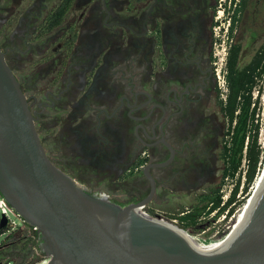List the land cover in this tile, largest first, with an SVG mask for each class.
I'll list each match as a JSON object with an SVG mask.
<instances>
[{"label": "flooded vegetation", "instance_id": "obj_1", "mask_svg": "<svg viewBox=\"0 0 264 264\" xmlns=\"http://www.w3.org/2000/svg\"><path fill=\"white\" fill-rule=\"evenodd\" d=\"M217 12V0H0V51L49 161L120 206L149 198L176 224L209 215L226 179Z\"/></svg>", "mask_w": 264, "mask_h": 264}, {"label": "water", "instance_id": "obj_2", "mask_svg": "<svg viewBox=\"0 0 264 264\" xmlns=\"http://www.w3.org/2000/svg\"><path fill=\"white\" fill-rule=\"evenodd\" d=\"M0 197L34 229L45 264H264V166L233 237L192 244L183 230L139 211L149 198L120 206L87 192L49 161L1 51Z\"/></svg>", "mask_w": 264, "mask_h": 264}, {"label": "rangeland", "instance_id": "obj_3", "mask_svg": "<svg viewBox=\"0 0 264 264\" xmlns=\"http://www.w3.org/2000/svg\"><path fill=\"white\" fill-rule=\"evenodd\" d=\"M239 0H217V13L215 14L218 17L217 24L213 28V35L215 39V53L217 56V68L220 70L219 74V85L222 88V95L226 94V86L224 84L225 81V61L228 53V49L233 45L238 47V55H237V69L242 70L246 66H248L251 61L256 57L257 54L260 53L262 48L264 47V0H242V4H238ZM235 4V8L237 9L239 6V12L236 14V20L232 27L231 33L229 34V19L231 17V8L227 9V5ZM220 5V7H219ZM251 101L254 102V115L251 120V129L249 128L250 136L256 132V144L261 149L262 153V164L259 166V169H256L255 174L253 176L252 181L246 185L244 180L242 179V173L235 174L233 177H228L223 181V189L227 190L233 184H236L237 178H239L237 191L241 190L240 199L238 203V208L241 209L240 213H242L245 207V204L250 197L254 185L256 184L260 171L264 166V72L259 76L254 78V86L251 90ZM250 122V121H249ZM255 127V128H254ZM229 125L227 124L225 137H223V141L225 145L229 144ZM227 160H224L226 164ZM245 167H239L241 171ZM238 172V171H237ZM222 186L220 189H222ZM4 211L10 220H12L15 224L19 225V221L12 217L9 211L1 206L0 212ZM145 212L149 214L151 217L163 216V220L169 221L170 219H176V216H170L168 214L162 215L159 212L154 210H147ZM204 212L203 214H201ZM197 213V211H196ZM207 211L202 210L195 216H190L188 219L186 218L183 221V224H180L177 221V225L182 230H185L186 233L191 236H198L200 230H206L207 227L211 229V219L210 214L207 215ZM239 211L237 212V214ZM244 213V212H243ZM246 213V212H245ZM216 220V214H215ZM194 218V219H192ZM188 220H193L188 221ZM227 222L224 221L223 225H226ZM216 228L218 224H213ZM202 227V228H201ZM213 230H210L208 233H212ZM24 236L22 232L14 233L12 236L8 238L6 244L11 243L10 248L0 249V264H36L40 263L44 258L40 255L35 248L34 245H30L24 240H20ZM198 239L207 242L214 241L224 237H197ZM6 240L5 234L0 232V245Z\"/></svg>", "mask_w": 264, "mask_h": 264}, {"label": "trees", "instance_id": "obj_4", "mask_svg": "<svg viewBox=\"0 0 264 264\" xmlns=\"http://www.w3.org/2000/svg\"><path fill=\"white\" fill-rule=\"evenodd\" d=\"M238 9L239 6L237 9H234L229 19L228 36L236 20V14L239 12ZM237 55L238 47L232 45L228 49L225 61V83L227 88L226 115L228 118L230 136L229 144L226 145L224 151L225 160H227V162L223 177H233L235 174L242 173V178L246 185H248L252 181L256 169H259V166L263 162L261 155L262 151L256 144L257 129L254 127L255 132L250 136L249 128L251 129V120L254 115V102L251 101V90L254 86V78L259 77L264 72V47L251 63L242 70L237 69ZM243 162L245 167L241 171L239 167ZM239 178H237L233 193L226 205L233 200L238 188ZM218 205L219 196H216L210 211L217 208ZM188 217L190 216L185 218L188 219ZM185 218L182 219L185 220ZM188 221H192L193 223V220ZM24 238L25 237L22 236L20 240H24ZM7 241L8 238H6L3 245H1V250L5 247L7 249L11 247V243H5ZM28 241H30V239L24 240L26 243Z\"/></svg>", "mask_w": 264, "mask_h": 264}, {"label": "built area", "instance_id": "obj_5", "mask_svg": "<svg viewBox=\"0 0 264 264\" xmlns=\"http://www.w3.org/2000/svg\"><path fill=\"white\" fill-rule=\"evenodd\" d=\"M229 1L230 0H228V2ZM219 7H220V5H219ZM228 7H229V4L227 5V8ZM230 8H231V14H233V11H234V8H235V4H232L230 6ZM218 80L219 79L217 78V81ZM243 165H244V162L242 163V166ZM223 187L224 186H222V189H220L219 194H218V196H219V205L209 215L211 220L214 219V223L213 224H218V225L216 226V228L213 229L212 233L209 234L208 232L210 231V229L207 228L206 230H202L198 234L197 237H224V236L226 237V235H228V233L233 228V226H234L233 223L236 220L237 212L241 210L237 206L238 203H239V199H240V193H241L240 188L241 187L239 188L238 191H236V193H235V195L233 197V200L228 205H226V204H227V201L230 199V197H231V195L233 193V189L235 187V184H233L230 187H228L227 190L223 189ZM95 195L98 196V197H104V198L110 199L109 195L105 194V193H98V194H95ZM1 206L4 209L6 208L9 211V213L12 215V217L19 221V225L15 224L12 220H10L9 217L7 216V214L4 211H1L0 212V220L3 217L5 219V224H4V226L2 228H0V232H3L5 234L6 238H9L14 233L22 232V234H24L25 240L30 239V241H28L27 243L30 244V245H34L35 246V244H34V239H35L34 229L33 228H29L24 223H22L21 220L18 218V216L16 214H14L13 211L10 208L7 207V205L4 203V201L0 197V209H1ZM139 211L142 214H144V215H146L148 217H151V216H149V214H147L145 212V209L143 207H140ZM215 214L217 216L216 220H215V217H214ZM157 218L160 221L169 223L170 225H173V226L179 228L178 225L176 224L175 220L165 221L161 217H157ZM224 221L227 222L226 225H223ZM179 229H181V228H179ZM3 243L1 245H3ZM1 245H0V247H1ZM42 259L43 260L40 263H36V264H45L47 262L46 258H42Z\"/></svg>", "mask_w": 264, "mask_h": 264}, {"label": "bare ground", "instance_id": "obj_6", "mask_svg": "<svg viewBox=\"0 0 264 264\" xmlns=\"http://www.w3.org/2000/svg\"><path fill=\"white\" fill-rule=\"evenodd\" d=\"M244 212V211H243ZM239 213L237 214L236 220L233 223V228L231 229V231L228 233V235H226V237H229L228 239H230V237H233V235L239 230V228L241 227V225L243 224L245 217H246V213ZM184 231V230H183ZM184 233L186 234V236L189 238L190 242L192 244H196V245H211V244H221V243H226V242H222V240L225 238H220L218 240H214V241H207L204 242L200 239H198L196 236H191L190 234L186 233L184 231ZM228 241V240H227Z\"/></svg>", "mask_w": 264, "mask_h": 264}]
</instances>
